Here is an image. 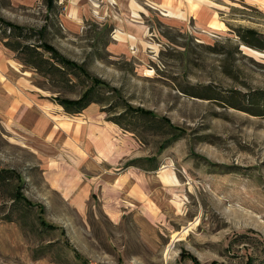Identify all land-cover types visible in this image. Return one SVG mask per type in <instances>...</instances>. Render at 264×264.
Returning <instances> with one entry per match:
<instances>
[{
  "label": "rangeland",
  "instance_id": "374dc122",
  "mask_svg": "<svg viewBox=\"0 0 264 264\" xmlns=\"http://www.w3.org/2000/svg\"><path fill=\"white\" fill-rule=\"evenodd\" d=\"M135 1L145 11L132 23L144 34L134 33L131 46L113 37L116 23L129 30L131 22L118 0L99 1L108 6L105 14L83 16L75 26L65 25L59 0L52 10L43 0L30 6L0 0L1 18L41 29L61 55L115 88L125 106L160 119L151 127L136 122L134 132L120 128L107 120L122 110L110 108L109 91L101 104L65 113L52 99H75L84 83H51L0 44L18 70L28 72L19 89L45 120L34 131H45V111L56 123L66 121L61 123L70 140L62 145L66 136L58 130L48 144L42 136L8 129L0 117V168L16 171L20 193L43 207L38 214L35 206L11 203L9 187L0 188V264H245L248 256L263 255L264 115L230 104L241 103L236 92L264 89V51L236 36L237 28L264 35V0H201L196 13L188 11V0ZM158 3L177 6L185 15L169 16ZM97 120L114 125L105 137L121 140L127 154L117 172L137 158L144 175L139 187L144 199L128 204L121 191L115 219L102 208L97 191L81 206L63 200L48 188L39 165L48 157L71 164L69 149H82L76 141L84 140L82 127ZM87 165L80 167L85 174L99 169ZM163 170L174 182L161 180Z\"/></svg>",
  "mask_w": 264,
  "mask_h": 264
},
{
  "label": "crops",
  "instance_id": "0c3cea01",
  "mask_svg": "<svg viewBox=\"0 0 264 264\" xmlns=\"http://www.w3.org/2000/svg\"><path fill=\"white\" fill-rule=\"evenodd\" d=\"M36 0H10L11 3L16 5L30 6ZM65 8L63 18L66 26H75L78 20L83 16H99L105 14V9L108 6L100 5L99 1L103 0H59ZM106 1V0H105ZM201 0H188L187 7L190 13H196L199 9V2ZM145 3V2H144ZM108 5V4H107ZM110 5V4H109ZM118 8L129 12V30L123 29L121 25H117L114 29V39L125 42L126 40L132 46L137 37L134 33L144 34V29L139 23V14L144 13V8L139 5L135 0H118ZM159 7L164 8L166 14L172 17L183 18L185 12L179 7H171L165 3H158ZM96 15V16H95ZM114 19L121 22L117 16ZM135 22V23H132ZM124 23V22H123ZM126 23V22H125ZM123 25V24H122ZM127 25V24H126ZM143 44L144 42L141 41ZM0 46V117L8 129L20 128L34 136H42V142L52 143L58 130L63 132L66 137H63L62 145L69 143L68 129L66 126L62 127L61 121L56 123V117L43 112L48 121H46V129L44 132H35L34 127L39 122L45 121L41 119V114L33 105L36 104L24 91L19 89L23 87L25 82V75L28 72H21L16 67V64L11 60ZM69 127V126H68ZM76 127V126H75ZM80 128V126H77ZM113 124H108L104 120H97L90 122L82 127V134L84 140H76L82 143V149L76 150L75 148L69 149L68 158L73 159L71 164L59 163L53 157L39 159L41 166V173L44 181L51 191L60 194L63 200L74 202L75 206H81L84 199L88 194H94L97 191L100 196L102 208L106 211L107 215L112 216V219L118 217L116 211V204L118 199H121V191L125 193L124 201L128 204L132 201H140L144 199L143 191L139 189L140 184L144 181V175L138 172V167L128 165L126 170L122 173L117 172L120 168L118 166L122 157L127 154H122L121 140H111L105 137L108 131L113 129ZM75 128L74 130H78ZM114 138V137H113ZM30 139V138H29ZM72 142H75L72 140ZM61 145V147H62ZM71 147V146H69ZM66 150V148H65ZM82 152V155L80 154ZM37 152V151H35ZM66 156V155H65ZM89 162V163H87ZM82 163L88 164L87 168L91 167L97 172L83 173L81 171ZM66 164L68 165L66 167ZM102 164V165H99ZM139 170H145L140 169ZM163 182H174V177L163 170L160 174ZM140 193H139V192Z\"/></svg>",
  "mask_w": 264,
  "mask_h": 264
},
{
  "label": "trees",
  "instance_id": "16d2710c",
  "mask_svg": "<svg viewBox=\"0 0 264 264\" xmlns=\"http://www.w3.org/2000/svg\"><path fill=\"white\" fill-rule=\"evenodd\" d=\"M43 1L46 10H52L56 7L57 0ZM32 36H36V40H31ZM236 36L242 44L256 50L264 51V35L254 29L237 28ZM0 44L16 52L18 60L24 67L33 70L51 83L55 84L57 81V83L60 81L68 83L70 81V84H75L78 81L84 83L85 88L77 98L67 99L54 97L52 99L56 104L61 106L65 113L76 114L92 103L101 104L106 99L103 92L109 91L110 97H112V102L109 104L110 108L120 107L122 110L117 114L109 116L107 120L118 125L120 128L134 132L136 122L144 123L148 127H151L153 123L160 121L159 118L148 111L125 106L118 97L115 88L106 85L99 78L88 74L83 64H78L61 55L52 45L43 39L41 29L36 30L17 25L0 17ZM236 93L240 94L241 103L230 104L232 107L251 115H264V89ZM123 120H126L127 124ZM138 160L137 158L131 159L125 164L140 167ZM18 180L19 175L16 171L9 168H0V188L9 187L8 195L11 203H19L27 208L35 206L37 207L38 214H40L43 207L39 204H31L20 193L21 185L18 183ZM37 219L39 224L43 223L40 215H38ZM8 220L10 219L8 218ZM45 226L42 227H51L48 225ZM262 243L263 255L257 258L248 256L245 264H264V242Z\"/></svg>",
  "mask_w": 264,
  "mask_h": 264
}]
</instances>
